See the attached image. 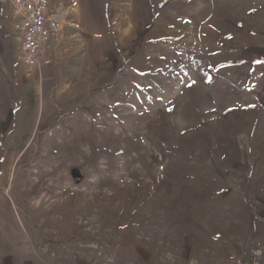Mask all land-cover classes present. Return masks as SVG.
<instances>
[{
    "label": "rangeland",
    "instance_id": "rangeland-1",
    "mask_svg": "<svg viewBox=\"0 0 264 264\" xmlns=\"http://www.w3.org/2000/svg\"><path fill=\"white\" fill-rule=\"evenodd\" d=\"M89 1L138 92L118 91L94 157L0 150V264H184L264 223V0ZM56 2L70 21L84 0Z\"/></svg>",
    "mask_w": 264,
    "mask_h": 264
},
{
    "label": "crops",
    "instance_id": "crops-1",
    "mask_svg": "<svg viewBox=\"0 0 264 264\" xmlns=\"http://www.w3.org/2000/svg\"><path fill=\"white\" fill-rule=\"evenodd\" d=\"M51 1L54 16L60 21V34L46 46L45 57L51 58L52 63L43 67L31 68L24 64L15 37L16 20L10 9L0 7V150L51 148L62 150L64 158L77 156L74 151L88 149L94 157L97 150L107 146L98 141L102 133L97 126L107 120V111L112 116V100L118 96L121 87L129 84L136 91L140 76L135 65L124 68L122 55L127 53V43L117 38L121 34L113 36L116 30L110 31L106 18L99 16L100 21L96 23L94 4L89 0L87 6L83 5L86 0L81 4L73 2L75 14L67 21L59 16L64 3ZM86 7L89 14H86ZM99 13L103 15L101 11ZM133 15L135 19H142L138 9ZM138 24L143 25V22ZM140 53L135 54L131 64ZM100 64L105 72L95 77L93 71L101 69ZM132 74L137 78L132 80ZM70 170H73L72 166ZM79 171L75 169L73 173L76 175ZM55 180L58 182L57 178ZM32 191H13V198L18 203L19 198L31 196ZM256 215L257 211L256 225L250 224L229 239H216L221 246L198 247L197 256L184 264H238L251 247H260L264 251V223ZM8 218L15 221L13 212ZM29 218L35 223L38 220L31 214Z\"/></svg>",
    "mask_w": 264,
    "mask_h": 264
},
{
    "label": "built area",
    "instance_id": "built-area-1",
    "mask_svg": "<svg viewBox=\"0 0 264 264\" xmlns=\"http://www.w3.org/2000/svg\"><path fill=\"white\" fill-rule=\"evenodd\" d=\"M0 7L10 9L16 20L15 37L24 64L31 68L50 65L52 59L45 57L46 46L60 34V21L54 16L52 1L0 0ZM238 264H264L263 249H247Z\"/></svg>",
    "mask_w": 264,
    "mask_h": 264
},
{
    "label": "trees",
    "instance_id": "trees-1",
    "mask_svg": "<svg viewBox=\"0 0 264 264\" xmlns=\"http://www.w3.org/2000/svg\"><path fill=\"white\" fill-rule=\"evenodd\" d=\"M141 47L142 46H140V45L137 44L134 48H132V52H134V51H136L138 49H141Z\"/></svg>",
    "mask_w": 264,
    "mask_h": 264
}]
</instances>
